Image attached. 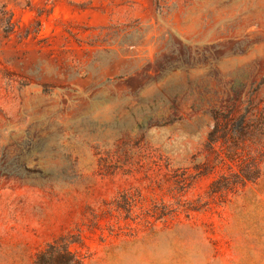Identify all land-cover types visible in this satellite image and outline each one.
Masks as SVG:
<instances>
[{
    "label": "rangeland",
    "instance_id": "374dc122",
    "mask_svg": "<svg viewBox=\"0 0 264 264\" xmlns=\"http://www.w3.org/2000/svg\"><path fill=\"white\" fill-rule=\"evenodd\" d=\"M69 234L85 264H264V0H0V264Z\"/></svg>",
    "mask_w": 264,
    "mask_h": 264
},
{
    "label": "trees",
    "instance_id": "16d2710c",
    "mask_svg": "<svg viewBox=\"0 0 264 264\" xmlns=\"http://www.w3.org/2000/svg\"><path fill=\"white\" fill-rule=\"evenodd\" d=\"M216 130L210 134V145L217 144ZM261 177L260 170L255 172H245L237 175L234 181L227 180V177H222L213 184L212 189L215 192L230 193L236 191L239 187H244L247 183H255ZM77 246H82V241L79 236L66 235L51 244L44 250L39 252L35 258L34 264H85L84 257L77 250Z\"/></svg>",
    "mask_w": 264,
    "mask_h": 264
}]
</instances>
